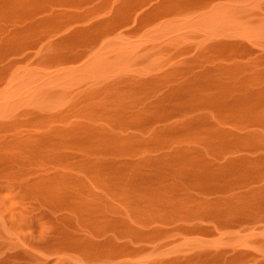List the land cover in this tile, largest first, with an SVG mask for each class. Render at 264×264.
Wrapping results in <instances>:
<instances>
[{
	"label": "rangeland",
	"instance_id": "374dc122",
	"mask_svg": "<svg viewBox=\"0 0 264 264\" xmlns=\"http://www.w3.org/2000/svg\"><path fill=\"white\" fill-rule=\"evenodd\" d=\"M0 264H264V0H0Z\"/></svg>",
	"mask_w": 264,
	"mask_h": 264
}]
</instances>
